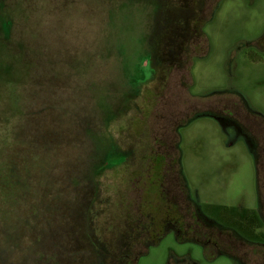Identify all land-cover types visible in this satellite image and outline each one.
<instances>
[{
	"label": "rangeland",
	"instance_id": "374dc122",
	"mask_svg": "<svg viewBox=\"0 0 264 264\" xmlns=\"http://www.w3.org/2000/svg\"><path fill=\"white\" fill-rule=\"evenodd\" d=\"M259 113L264 0H0V264H264Z\"/></svg>",
	"mask_w": 264,
	"mask_h": 264
},
{
	"label": "trees",
	"instance_id": "16d2710c",
	"mask_svg": "<svg viewBox=\"0 0 264 264\" xmlns=\"http://www.w3.org/2000/svg\"><path fill=\"white\" fill-rule=\"evenodd\" d=\"M202 209L219 224L241 232L249 240L264 242V234L260 232L264 224L254 210L220 204H204Z\"/></svg>",
	"mask_w": 264,
	"mask_h": 264
},
{
	"label": "flooded vegetation",
	"instance_id": "af4514ba",
	"mask_svg": "<svg viewBox=\"0 0 264 264\" xmlns=\"http://www.w3.org/2000/svg\"><path fill=\"white\" fill-rule=\"evenodd\" d=\"M240 106H242L241 105V103H240ZM232 114V113H231ZM234 116V115H233ZM233 118V117H232ZM228 118L227 116H223L222 117V119H224V120H227V119H229V120H232V122L231 121H228V122H230L231 124H233V123H237V121H235L236 119L235 118ZM258 120H260V122H259V124H260V127H261V130H262V132H259V131H257V142L255 143H253L252 141H250V139H251V137H250V135L246 132V130H249V128L247 129V127L245 128L244 126H241L240 124H238L243 130L242 131H244V132H246V134L248 135V137H249V143H251L252 144V147L254 148V151H255V160H256V163L257 162H262L263 161V159H264V129L262 128V125H263V122H264V116H263V114L262 113H259V119ZM263 163V162H262ZM259 186H260V189H263L264 188V182H260V184L258 185V207H257V209L256 210H254V209H252V210H254L256 213H257V215H258V217L261 219V221L263 222V224H264V215H263V213H264V198L262 199V197H264V193L263 192H261V191H259ZM263 193V195L261 194V193ZM261 195H262V197H261ZM220 205H222V204H220ZM226 206H228V205H226ZM232 207H235V206H232ZM237 208H239V209H241L242 207H237ZM201 212L204 214V215H206L204 212H203V209L201 210ZM197 214V213H196ZM206 216H208V215H206ZM208 218H209V220L211 219L215 224H217L218 226H219V228L220 229H224V230H227V231H229L231 234H230V238H232V239H236V240H238L239 242H241V241H245V242H250V243H255V244H259V245H262V246H264V242H256V241H251V240H249L248 239V237L247 236H245L244 234H242L241 232H238V231H236L235 229H232V228H229V227H226V226H224V225H222V224H219L213 217H210V216H208ZM199 219H201L200 217H199V215L197 214V220H199ZM200 221V220H199ZM201 222V221H200ZM170 227H167V226H165V230H168ZM171 228H175V230L173 229V232H174V234L176 235V233L175 232H179V230H180V228L178 227V226H173V227H171ZM218 228V229H219ZM261 231V230H260ZM263 233V232H262ZM264 234V233H263ZM164 235V234H163ZM162 235V236H163ZM176 237H177V235H176ZM186 239V238H185ZM195 242V241H194ZM196 243H198V244H200V245H202L203 246V248L205 249V246L199 241V240H197L196 241ZM216 247H215V249H214V251H216V252H223V253H225V254H227V255H230V256H232V257H235V258H237V256H235L234 254H232L231 255V253L232 252H226V250H225V246H220L219 244L217 245V244H214ZM224 248V249H223ZM238 259V258H237ZM135 260V259H134ZM239 260L243 263V264H245V262L244 261H242L240 258H239Z\"/></svg>",
	"mask_w": 264,
	"mask_h": 264
},
{
	"label": "clouds",
	"instance_id": "9594fccd",
	"mask_svg": "<svg viewBox=\"0 0 264 264\" xmlns=\"http://www.w3.org/2000/svg\"><path fill=\"white\" fill-rule=\"evenodd\" d=\"M13 15H16V13L14 12Z\"/></svg>",
	"mask_w": 264,
	"mask_h": 264
}]
</instances>
